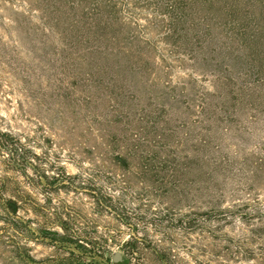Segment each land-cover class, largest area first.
Here are the masks:
<instances>
[{"label":"rangeland","instance_id":"rangeland-1","mask_svg":"<svg viewBox=\"0 0 264 264\" xmlns=\"http://www.w3.org/2000/svg\"><path fill=\"white\" fill-rule=\"evenodd\" d=\"M227 1L173 45L143 19L117 42L0 0V135L17 149L0 146L6 197L50 198L52 230L74 222L113 258L137 240L165 257L144 264H264V0H237L236 16ZM27 245L38 264L53 255Z\"/></svg>","mask_w":264,"mask_h":264},{"label":"trees","instance_id":"trees-1","mask_svg":"<svg viewBox=\"0 0 264 264\" xmlns=\"http://www.w3.org/2000/svg\"><path fill=\"white\" fill-rule=\"evenodd\" d=\"M11 1V0H9ZM29 10L38 11L42 21L50 22L57 29L77 28L88 32L112 33V40H117L116 33H126L128 41L130 34L138 32V19L145 21L143 27L149 31H158L163 34L162 41L169 44H179L182 31H192L200 27V15L216 14V9L224 0H24ZM237 0H228L227 7L223 10L227 14H240ZM235 15V16H236ZM63 18V20L61 19ZM232 28H247L244 19L233 21ZM134 35H131V37ZM130 37V38H131ZM133 38H137L136 35ZM138 40V39H137ZM194 44L192 40L186 41ZM0 146L9 152H17L12 148V143L4 140L0 135ZM18 156V155H16ZM134 157L131 149L126 154L118 157L119 166L126 170ZM149 170L148 165L139 168ZM60 171L63 172V169ZM59 177H67L57 173ZM45 176V175H42ZM70 177V176H68ZM53 191H48L52 193ZM28 195L15 192L11 197H6L0 190V218L3 222L5 235L6 264H38L29 255L28 242H40L50 246L53 255L45 258L44 264H144L148 260H165L163 253L152 249L145 241L131 240L122 246L123 256L115 260L103 251L105 243L92 238H78V229L74 222L58 224L60 231L52 230L53 222L48 223L46 218L50 198L47 205L39 208L31 202ZM28 200V201H27ZM97 207L111 206V200L97 199ZM24 208L32 216L20 215L18 212ZM66 209H74L65 206ZM62 211L58 214L61 215ZM58 216V215H57ZM33 219L38 220V225H33ZM40 220V221H39Z\"/></svg>","mask_w":264,"mask_h":264},{"label":"water","instance_id":"water-1","mask_svg":"<svg viewBox=\"0 0 264 264\" xmlns=\"http://www.w3.org/2000/svg\"><path fill=\"white\" fill-rule=\"evenodd\" d=\"M114 259H115V260L120 259V255H119L118 253H115V254H114Z\"/></svg>","mask_w":264,"mask_h":264}]
</instances>
